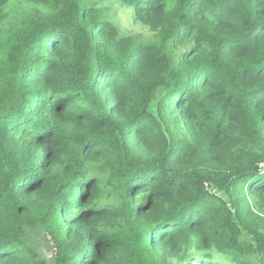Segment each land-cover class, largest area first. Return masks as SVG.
<instances>
[{
    "label": "trees",
    "instance_id": "1",
    "mask_svg": "<svg viewBox=\"0 0 264 264\" xmlns=\"http://www.w3.org/2000/svg\"><path fill=\"white\" fill-rule=\"evenodd\" d=\"M117 3L0 0V264H264V0Z\"/></svg>",
    "mask_w": 264,
    "mask_h": 264
},
{
    "label": "rangeland",
    "instance_id": "2",
    "mask_svg": "<svg viewBox=\"0 0 264 264\" xmlns=\"http://www.w3.org/2000/svg\"><path fill=\"white\" fill-rule=\"evenodd\" d=\"M108 1H113L114 6L111 14L119 22L120 27L122 29H126L127 31L138 33L142 37L151 35V32L146 27H144L138 22L133 21L126 10L120 9L117 0H108ZM33 243L37 251L45 258H47L49 261L52 259V257H54L55 249L50 248L52 246L51 242L48 240V238L44 240L41 231L35 232L33 234Z\"/></svg>",
    "mask_w": 264,
    "mask_h": 264
},
{
    "label": "built area",
    "instance_id": "3",
    "mask_svg": "<svg viewBox=\"0 0 264 264\" xmlns=\"http://www.w3.org/2000/svg\"><path fill=\"white\" fill-rule=\"evenodd\" d=\"M264 166V164H262Z\"/></svg>",
    "mask_w": 264,
    "mask_h": 264
}]
</instances>
